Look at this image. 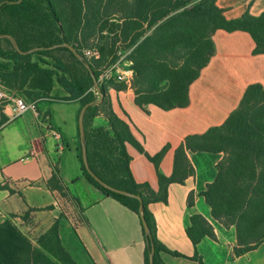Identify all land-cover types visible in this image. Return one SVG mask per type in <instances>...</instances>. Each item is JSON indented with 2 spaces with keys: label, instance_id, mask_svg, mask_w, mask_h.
I'll list each match as a JSON object with an SVG mask.
<instances>
[{
  "label": "trees",
  "instance_id": "16d2710c",
  "mask_svg": "<svg viewBox=\"0 0 264 264\" xmlns=\"http://www.w3.org/2000/svg\"><path fill=\"white\" fill-rule=\"evenodd\" d=\"M5 1L18 0H0V4ZM218 30L249 33L256 44L255 55L264 54V13L260 16L246 13L229 20L217 6V0H23L4 4L0 9V34L12 36L22 51L68 43L91 65L99 80L100 93L84 62L71 50L58 48L21 55L12 40L0 39V80L27 101L79 102L83 107L104 95L102 103L85 114L89 168L107 184L141 197L152 233L151 240H146V264H150L152 244L156 250L155 264H165L162 253L182 256L156 239L155 222L147 206L167 203L169 186L184 184L195 175L189 151L224 156L217 165L215 181L202 196L216 221L236 229L237 245L232 258L254 251L264 243L263 85L249 86L238 108L223 125L188 136L176 150L174 171L169 177L160 169L166 149L155 156L146 154L131 124L115 113L109 99L110 89L125 88L117 79L119 72L130 70L135 103L141 109L148 111L150 105L165 111L188 107L191 85L215 56L213 37ZM87 49L98 51L100 58H88ZM113 67L117 74L101 81L104 73ZM58 85L62 94L55 92ZM99 115L108 121L107 127L93 128L88 123ZM129 145L145 153L155 165L157 190L149 183L136 182ZM79 159L83 178L105 198L117 200L140 217V201L101 187L88 173L81 148ZM31 185H44L57 192L70 204L77 203L78 214L82 213L80 203L64 185L58 167L48 182H31ZM193 200L191 194L189 205ZM37 212L29 209L22 221H30ZM62 217L63 214L53 227L60 255L57 263L39 251L14 222L18 216H11L0 224V264H78L61 244ZM187 234L195 246L206 237L216 238L214 227L201 215L192 218ZM193 259L204 264L198 253Z\"/></svg>",
  "mask_w": 264,
  "mask_h": 264
},
{
  "label": "crops",
  "instance_id": "0c3cea01",
  "mask_svg": "<svg viewBox=\"0 0 264 264\" xmlns=\"http://www.w3.org/2000/svg\"><path fill=\"white\" fill-rule=\"evenodd\" d=\"M217 6L225 11L229 20L249 13L260 16L264 13V0H217ZM215 56L204 68L197 81L190 87V104L186 108L170 111L150 105L148 111L135 103L132 80L122 82V90H109V99L115 113L128 121L145 153L155 156L163 149L166 153L160 163L161 172L171 176L174 171L176 150L188 136L203 134L213 127L223 125L241 103L247 88L254 84L264 86V54L255 55V41L247 32L218 30L214 37ZM129 67V64L125 65ZM133 79V72H129ZM44 103V102H43ZM74 109V115L61 121L50 111L43 119L42 113L27 112L22 117L0 128V224L21 217L29 209L38 210L35 218L58 220L59 238L63 248L78 264H146V237L140 217L113 198H105L101 191L83 178L79 159V102H65ZM48 110V107L47 109ZM32 119L38 136L24 153L20 174L15 165V144L10 129L17 124H26ZM93 128L107 127L108 121L99 115L91 121ZM42 129V132H41ZM10 131V132H9ZM55 132L58 134L55 135ZM68 151V153H67ZM132 157L131 171L137 183H149L158 189L155 165L145 153L129 145ZM70 155L71 167L64 163ZM195 175L184 184H171L167 203H152L147 206L156 227V239L181 257L161 254L165 264H200L193 258L196 253L204 264H264V243L256 250L232 259L237 245L234 227L226 228L212 216L211 207L202 196L208 185L217 177V165L223 154L188 152ZM58 159V160H57ZM58 167L64 185L71 196L81 205L82 221L74 220L79 206L64 200L57 192L44 185L31 182H48ZM7 186L8 188H1ZM81 188L82 194L77 191ZM193 194V204L189 196ZM95 199L93 203L85 199ZM76 212V213H75ZM203 216L215 230L216 238L206 237L195 246L187 234L194 216Z\"/></svg>",
  "mask_w": 264,
  "mask_h": 264
},
{
  "label": "rangeland",
  "instance_id": "374dc122",
  "mask_svg": "<svg viewBox=\"0 0 264 264\" xmlns=\"http://www.w3.org/2000/svg\"><path fill=\"white\" fill-rule=\"evenodd\" d=\"M89 50V49H87ZM60 56V55H59ZM117 74V73H115ZM55 92L62 94V88L58 85L56 86ZM40 111L42 113L43 119L45 118V114L47 111H50L52 115L58 117L61 121H66L68 116L74 115L75 109L69 105L68 103L61 101H47L39 104ZM48 107V110H46ZM32 113V112H31ZM92 116V114H91ZM90 119V118H89ZM90 125L91 122L88 121ZM34 123L32 119L28 121L26 124H17L10 129L11 139L15 144V162L18 164L15 165L17 174L22 173L21 167L24 163V153H27L26 149H28L29 145L32 141L36 140L35 138L38 136L36 126H33ZM2 126V122H0V128ZM42 132V129H41ZM79 148L80 147V139H79ZM68 153V151H67ZM28 154V153H27ZM71 156L66 154L64 158V163L67 166L71 167ZM58 160V159H57ZM77 191L82 194V189L79 187ZM96 199V198H95ZM95 199H93L95 201ZM92 199H85V201H89V203H93ZM74 207V205H73ZM76 213V212H75ZM74 220L81 222V214H77L74 217ZM14 222L20 227V229L36 244L39 251H41L45 256L50 258L53 262L59 261V251H58V242L53 233V227L55 225L54 222L48 224L46 220H40L32 216L31 220L28 222H23L21 220H14ZM41 245H39L40 243ZM39 243V244H37ZM233 259V258H232ZM234 260V259H233Z\"/></svg>",
  "mask_w": 264,
  "mask_h": 264
},
{
  "label": "water",
  "instance_id": "95a60500",
  "mask_svg": "<svg viewBox=\"0 0 264 264\" xmlns=\"http://www.w3.org/2000/svg\"><path fill=\"white\" fill-rule=\"evenodd\" d=\"M22 1L23 0H18L16 2L5 1L2 4H0V9H1V7L4 4L21 3ZM0 39H10V40H12L14 42V44H15L16 50L21 55H31V54H34V53H36L38 51H43V50L51 51V50H55V49H58V48H67V49L71 50L79 61L84 62L85 67L90 72V74H91V76H92V78L94 80V83H95V86H96L98 92L99 93L101 92V88H100V85H99V80L96 78L95 73H94V71L91 68V65L89 64V62H87L85 60V57L80 52H78L75 48H73L70 44L64 43V44H61V45H54V46H51V47H48V48H33L31 50H28V51H22L20 49V47L18 46V44L16 43V41L13 39L12 36L5 35V34H0ZM103 100H104V95L101 94V99L100 100L88 103V104L84 105L81 108V110H80L79 121L78 122H79L80 147H81V151H82V159H83L84 165H85L88 173L91 175V177L101 187H103V188H105V189H107L109 191H112L114 193H117L119 195H122V196H125V197H128V198H132V199H136V200L140 201V208H139L140 219H141L142 224H143L146 240L149 241L152 238V233H151V229H150V227H149V225L147 223L146 217H145V213H144L145 212V207H144V204H143V201H142L141 197L136 195V194H133V193H131L129 191L121 190V189L115 188V187L107 184L106 182L102 181L89 168V162H88V156H87V137H86V127H85V114H86V112L88 111L89 108L100 105ZM155 255H156V250H155L154 245L152 244L151 251H150V256H149L150 264H155Z\"/></svg>",
  "mask_w": 264,
  "mask_h": 264
},
{
  "label": "built area",
  "instance_id": "2783aa9c",
  "mask_svg": "<svg viewBox=\"0 0 264 264\" xmlns=\"http://www.w3.org/2000/svg\"><path fill=\"white\" fill-rule=\"evenodd\" d=\"M85 55L92 59H99L100 54L95 50H86ZM114 67L109 69L104 73L101 77V81L109 80L115 76ZM130 70H121L117 79L122 82L129 83L132 78L129 77ZM39 111V102L38 101H27L24 97L20 96L16 91L8 88L5 84H3L0 80V122H2L3 118H5L2 126L6 125L9 122H12L20 117H22L27 112L38 113ZM55 135L58 134L55 132ZM35 154L31 152L30 156L24 161L30 159V157H34Z\"/></svg>",
  "mask_w": 264,
  "mask_h": 264
}]
</instances>
